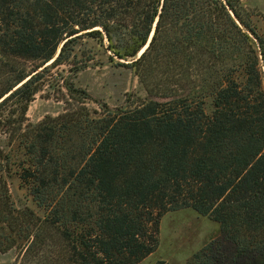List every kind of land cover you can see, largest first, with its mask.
Listing matches in <instances>:
<instances>
[{
  "label": "trees",
  "instance_id": "obj_1",
  "mask_svg": "<svg viewBox=\"0 0 264 264\" xmlns=\"http://www.w3.org/2000/svg\"><path fill=\"white\" fill-rule=\"evenodd\" d=\"M252 16L242 0H0V138L19 142V176L47 209L32 221L0 187V224L21 225L27 248L54 230L71 264H137L158 248L162 217L193 208L219 231L186 264H264V35ZM83 37L129 60L148 97L27 124L46 72ZM9 164L0 148V182Z\"/></svg>",
  "mask_w": 264,
  "mask_h": 264
},
{
  "label": "rangeland",
  "instance_id": "obj_2",
  "mask_svg": "<svg viewBox=\"0 0 264 264\" xmlns=\"http://www.w3.org/2000/svg\"><path fill=\"white\" fill-rule=\"evenodd\" d=\"M242 2L253 13V24L258 32L264 35V0ZM111 54L107 49V41L102 44L89 37L80 38L70 60L46 72L42 89L29 105L26 123L34 126L49 116H58L65 108L78 109V114L86 120L90 115L98 117L108 109L116 111L128 108L147 98L145 85L135 69L122 65L129 60L113 58ZM67 77L76 87L86 90L89 96L86 99L76 94L75 99L69 97L64 85ZM206 107L210 112V98L207 99ZM72 128V135L77 139L79 133L75 127ZM0 148L10 155V164L0 182L1 188L6 186L8 189L9 206L15 209L30 208L35 214L29 216L32 221L44 218L47 209L38 205L28 185L19 176L21 162L27 161L19 142L12 143L1 135ZM21 218L23 221L24 218ZM20 227L18 225L15 230L14 227L0 224V264H71L65 255L68 242L60 238L57 232L50 230L44 233V237L42 235L27 248L30 242L25 239ZM218 231V222L193 208L169 211L160 222L158 248L137 264H156L159 260L169 264H186Z\"/></svg>",
  "mask_w": 264,
  "mask_h": 264
},
{
  "label": "water",
  "instance_id": "obj_3",
  "mask_svg": "<svg viewBox=\"0 0 264 264\" xmlns=\"http://www.w3.org/2000/svg\"><path fill=\"white\" fill-rule=\"evenodd\" d=\"M59 51H60V49H59ZM59 51H58V53H59ZM142 51H144V49H143ZM58 53H57V55H58ZM57 55H56V56H57ZM55 58H56V57H55ZM55 58H54V59H55ZM51 61H53V60H51Z\"/></svg>",
  "mask_w": 264,
  "mask_h": 264
}]
</instances>
